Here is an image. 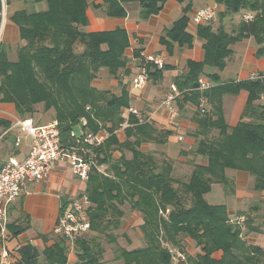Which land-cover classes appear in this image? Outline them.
I'll return each instance as SVG.
<instances>
[{
    "label": "trees",
    "instance_id": "1",
    "mask_svg": "<svg viewBox=\"0 0 264 264\" xmlns=\"http://www.w3.org/2000/svg\"><path fill=\"white\" fill-rule=\"evenodd\" d=\"M34 1L45 6L18 12L13 17L24 42L17 50L16 60L10 61L0 51V101L13 103L21 118L32 116L37 105L44 112L52 110L61 143L84 148L86 157L93 156L101 169L93 167L86 180L84 194L89 201L90 230L73 239L72 247L77 249L75 264H171L168 247H177L186 255L181 264H264V250L245 239L249 233H264V201L237 215L245 217L242 228L231 222L233 217L228 215L225 204H210L204 197L216 183L222 184L226 193L231 191L227 169L247 171L254 178V189L264 190V107L256 103L264 94V78L220 82L213 74L207 76L212 84L209 88L197 89L205 66L222 70L231 54L230 46L236 41L252 36L261 45L258 52L264 51V0H213L224 7L218 14L252 13L251 20L241 19L231 33L222 27L213 30L210 22L198 25L204 59L188 62L187 72L174 82L183 95L179 101L196 106V128L192 133L196 143L192 153L204 161L193 163L189 177L181 180L173 175L174 160L141 149L147 142L164 143L169 132L157 130L131 112L124 116L129 105L127 90L115 95L92 85L102 69L114 77L129 72L127 31L82 29L88 21V6L101 8L110 17H125L123 4L137 2L138 18L146 20L157 14L167 0ZM191 1L187 0L184 13L190 9ZM187 22L188 17L181 15L166 34L179 44L190 45L192 36L186 32ZM142 50H134L137 59ZM163 68L149 66L148 77L159 75ZM240 90L247 92L242 116L236 125L229 126L223 115V96ZM202 97L205 106L209 105L207 109L204 106L203 112ZM124 121L126 138L119 142L115 131ZM7 125L0 119V126ZM75 125L79 132L73 130ZM98 131L108 133L101 144L85 141L88 133ZM115 150L121 153L117 159L113 158ZM126 150L131 152L130 158L124 155ZM125 207L141 214L139 229L144 244L140 247L119 246L118 236L113 234L126 215ZM255 220L260 223L255 224ZM56 237L44 249V259L47 264H66L69 247L65 238ZM186 238L198 248L195 254L187 252ZM104 241L113 245L112 258L107 262L102 260ZM219 250L222 254L216 258L214 253ZM20 255L11 264H40L31 245L22 246Z\"/></svg>",
    "mask_w": 264,
    "mask_h": 264
},
{
    "label": "crops",
    "instance_id": "2",
    "mask_svg": "<svg viewBox=\"0 0 264 264\" xmlns=\"http://www.w3.org/2000/svg\"><path fill=\"white\" fill-rule=\"evenodd\" d=\"M1 1L4 3L5 18L0 51H4L10 61H15L17 50L24 42L20 38L19 27L13 19L14 15L21 11L39 10L45 4L34 0H0V5ZM186 3L187 0L181 3L176 0H167L157 14L151 15L146 20H139V5L137 2L123 4L127 12L125 17H110L106 15L103 9L88 6L86 9L88 21L82 28L84 31H110L116 28H124L127 31L130 45L125 53L129 72H120L118 76L114 77L106 69H102L92 80V85L97 89L106 90L115 95H120L122 89L127 90L129 105L128 108L124 109V116L127 117V114L131 112L139 120L145 119L150 122L157 130L169 132L164 143L147 142L141 145V149L152 152L160 158L168 157L174 160L176 167L173 170V175L179 178L182 177V179L189 177L193 163L204 161L201 156L192 154L195 145L192 133L196 128L193 119L196 106L189 102L179 101L183 97L181 94L174 102L179 115L172 121L169 118L168 110L163 106H159V103L169 92L170 84L175 83V78L187 72L188 62L204 59L203 39L197 33L198 25L190 21L193 10L203 5L213 6L216 12L224 9L223 5H216L213 0H192L190 9L184 13L183 8ZM181 15L188 17L186 32L192 36L190 45L186 43L179 44L178 41L171 39L166 34V30L170 29L175 20ZM213 20L210 23H213ZM218 25H220V22ZM217 28H214V30ZM230 48L232 51L226 60L225 67L218 70L214 66H205L204 74L206 76L204 75V78L210 80L207 76L216 74L220 82H229L248 79L252 73L260 74L264 78V51L262 53L258 52L261 45L257 44L252 36L236 41ZM136 49H144L147 53H160L165 61L162 72L159 75L149 77L146 85L141 88L133 87L131 81L137 72L138 66V59L134 55ZM226 67L233 70L229 76L225 73ZM230 78L234 79L231 80ZM230 95L225 94L223 96L222 109L225 99ZM261 102L260 98L256 101L258 104H262ZM208 106L207 103L205 108L207 109ZM132 110L136 112L134 113ZM18 118L21 117L16 113L13 103L0 101V119L8 122L7 126H0V167L9 157L23 159L29 150V137L25 136L14 125ZM29 118L35 124H44L54 120L52 110L44 112L42 106L37 108V111ZM81 121L82 123L85 122L84 119ZM126 125L127 123L124 121L122 126L115 131L119 142L126 138L124 131ZM179 135L182 136V140H178ZM16 139H19V141L16 142ZM123 153L126 158L131 157L130 151L126 150ZM120 156V151L115 150L113 152L114 159ZM189 157H192L191 160H188ZM226 175L232 183V189L229 193L225 192L224 186L220 183L213 184L212 187L217 184L221 185L220 191L225 198L227 212L231 218L237 216L240 212H247L252 204H260L261 201H264V190L254 189V178L247 171L227 169ZM85 189L86 181L74 175L70 166L62 161L55 162L41 180L25 183L19 197L8 208V224H10L8 246L12 247L19 244L21 248L27 244L31 245L38 253L39 263L47 264L43 251L52 245L57 238L52 230L58 220L61 208L79 195L84 194ZM211 189L204 197L208 203L215 204L209 201V197H212ZM141 223L142 217L138 210L130 211L123 219L118 231H120V236L123 237L125 243L130 244L129 246L132 244L131 247L127 246L125 248H136L144 244L139 229ZM261 235H264V233H249L245 239L253 245L259 244L258 246L264 250L263 245L258 243V236ZM67 245L69 249L66 264H75L77 256L73 252L74 248L69 243ZM186 250L188 253L195 254L198 248L194 247L191 241L186 238ZM221 254L222 252L219 250L214 253V256L219 258ZM20 256V250L17 253L10 254L11 263L18 261Z\"/></svg>",
    "mask_w": 264,
    "mask_h": 264
},
{
    "label": "built area",
    "instance_id": "3",
    "mask_svg": "<svg viewBox=\"0 0 264 264\" xmlns=\"http://www.w3.org/2000/svg\"><path fill=\"white\" fill-rule=\"evenodd\" d=\"M216 15V9L213 6L203 5L191 13L190 21L193 24L201 25L211 22ZM251 12H245L241 15L242 19L249 21L252 19ZM5 8L1 1L0 5V41L4 28ZM165 65L164 58L160 53H147L144 50L138 57L137 72L132 77V86L141 88L149 80L148 67L154 66L162 69ZM260 74L252 73L250 78H261ZM197 89L205 90L212 84L204 77H199ZM182 94L175 83L170 84V90L165 97L160 100L159 106L165 107L169 112V118L174 121L179 112L174 105L176 99ZM264 107V94L260 96ZM206 104L205 98L200 99V111H204ZM132 112H136L132 110ZM14 125L17 126L25 136L30 139V147L23 159L9 157L0 167V264H11L10 254L17 253L20 245L15 244L9 247L7 241L8 235V208L20 195L21 189L25 183L41 180L57 161L66 162L74 175L79 179L86 181L93 167L100 169L93 156L86 157V151L76 145H64L61 143L57 121L51 120L44 124H35L31 118H18ZM125 125V124H124ZM70 135L75 138L73 131ZM108 136L106 131L97 133H88L85 141L89 144L99 145ZM182 140V136H178ZM19 139H16L18 142ZM77 142V138H75ZM101 170V169H100ZM89 201L85 194L79 195L76 199L65 204L61 210L58 220L52 230L53 234L65 238L66 242L72 245L74 237L78 233H85L90 230V222L87 215ZM245 217L243 215L235 216L231 222H235L243 227ZM171 264H181L186 260V255L177 247H168Z\"/></svg>",
    "mask_w": 264,
    "mask_h": 264
},
{
    "label": "rangeland",
    "instance_id": "4",
    "mask_svg": "<svg viewBox=\"0 0 264 264\" xmlns=\"http://www.w3.org/2000/svg\"><path fill=\"white\" fill-rule=\"evenodd\" d=\"M217 12H216V15H215L214 20H213L214 24L211 23L213 30H214V28H217V25L220 22V25H218V26L222 27L227 33H231L237 27L238 22L242 19L240 14L234 15V14H227L226 13L225 15H221L220 14L221 11L219 14ZM231 72H233V70L230 69V67L225 68V73L228 76L231 75ZM230 79L232 80L234 78H230ZM246 98H247V92L244 90H240L237 93L231 94L230 96H228L225 99L224 104H223V113L225 116V120L229 125L234 126L239 122V120L242 116V112L244 109ZM259 105H260V103H259ZM37 106H38V108H41V105H37ZM26 117H28V116H26ZM73 130L75 132H78L79 126H77V125L73 126ZM195 143H196V141H195ZM194 148H195V145H194ZM191 158L192 157H189L188 160H191ZM176 178H179V177H176ZM179 179L181 180L182 177ZM220 188H221V185H219V184L214 185L212 187V189H211V196L212 197H209V201H211V203L225 204L226 201L224 200L225 199L224 196L221 194ZM213 201H216V202H213ZM126 208L127 207H125V209ZM130 211L131 210L126 209L125 217L130 213ZM259 213H260V211H259ZM252 214L255 215L256 213H252ZM258 223H260V220H255V224H258ZM113 234L118 236L117 243L119 246L127 247L130 245L128 243H125V240L122 239L123 237L120 236V231L115 230V231H113ZM258 243H260L264 247V235L258 236ZM104 246L106 248V251L103 254L102 260L104 262H107V261H110V258H112L111 248L113 249V245H110V243H107L104 241ZM131 246H132V244H131ZM131 246H129V247H131ZM73 252L77 256V249L76 248H74Z\"/></svg>",
    "mask_w": 264,
    "mask_h": 264
}]
</instances>
